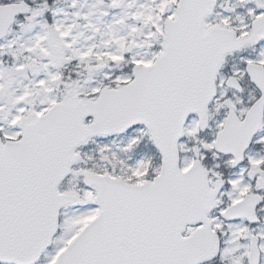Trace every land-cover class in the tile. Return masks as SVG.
I'll list each match as a JSON object with an SVG mask.
<instances>
[{
  "label": "snow or ice",
  "instance_id": "1",
  "mask_svg": "<svg viewBox=\"0 0 264 264\" xmlns=\"http://www.w3.org/2000/svg\"><path fill=\"white\" fill-rule=\"evenodd\" d=\"M0 264H264V0H0Z\"/></svg>",
  "mask_w": 264,
  "mask_h": 264
}]
</instances>
